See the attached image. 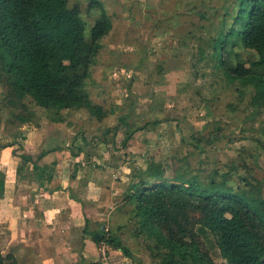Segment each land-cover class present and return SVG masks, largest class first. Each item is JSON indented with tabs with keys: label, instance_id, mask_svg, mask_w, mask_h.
Wrapping results in <instances>:
<instances>
[{
	"label": "rangeland",
	"instance_id": "obj_1",
	"mask_svg": "<svg viewBox=\"0 0 264 264\" xmlns=\"http://www.w3.org/2000/svg\"><path fill=\"white\" fill-rule=\"evenodd\" d=\"M230 1L102 0L112 28L101 39L86 83L92 101L108 112L101 120L82 108L45 109L30 97L15 108L8 103L6 83L0 82V143L16 142L10 146L15 154L22 152L18 143L33 156L46 148L28 145V132L38 128L33 142L46 139L42 145L57 147L58 159H74L77 154L98 163L105 157L102 147L108 146L115 152L113 159L126 163L128 173L117 178L115 168L111 180L120 182L105 187L116 208L101 226L117 230L135 261L120 252L126 259L117 263L107 259L109 264H159L154 241L136 234L132 204L123 201L124 187L136 167L145 168L154 160L165 166L169 177L224 176L236 187L246 178L259 183L264 196V105L252 102L253 85L228 79L223 63L218 65L223 52L212 53L210 44ZM74 4L80 7L88 36L99 11L89 9L88 0H68L69 6ZM235 51L242 60L259 57L241 45ZM23 106L32 112V121L18 122L14 114L23 113ZM140 126L131 136V147L129 140L123 144L126 133ZM17 155L11 152L8 161L16 171L14 162L21 160ZM27 175H32L29 169ZM198 231L212 258L220 261L213 235L201 227Z\"/></svg>",
	"mask_w": 264,
	"mask_h": 264
},
{
	"label": "trees",
	"instance_id": "obj_2",
	"mask_svg": "<svg viewBox=\"0 0 264 264\" xmlns=\"http://www.w3.org/2000/svg\"><path fill=\"white\" fill-rule=\"evenodd\" d=\"M88 7L99 14L87 36L80 7L69 6L68 0H0V82L7 85L10 105L19 108L30 97L35 105L55 112L82 108L98 120L106 117L108 112L92 101L86 83L112 21L102 0H88ZM224 10L210 40L212 53L223 52L218 65L223 63L228 79L253 85L252 102L264 105V0H231ZM238 45L257 52L258 59L242 60L235 51ZM22 108L24 114H14L18 122L32 121V112ZM141 128L129 130L122 143ZM14 143H0V150ZM18 148V155L12 150L21 158L18 175L27 177L29 169L40 182L53 177L52 167L37 162L56 148L36 156L25 153L21 143ZM129 177L123 201L132 204L136 234L154 241L159 264H264V196L259 183L243 178V185L236 187L224 176L169 177L165 166L154 160L132 169ZM4 180L0 170V197ZM198 227L213 235L220 261L205 248ZM116 231L98 227L86 233L98 245L104 242L135 261ZM0 264L20 262L10 251L0 252Z\"/></svg>",
	"mask_w": 264,
	"mask_h": 264
},
{
	"label": "crops",
	"instance_id": "obj_3",
	"mask_svg": "<svg viewBox=\"0 0 264 264\" xmlns=\"http://www.w3.org/2000/svg\"><path fill=\"white\" fill-rule=\"evenodd\" d=\"M37 130L28 132V145L50 149L42 145L46 139L33 142ZM105 142L102 140L101 145ZM54 148L56 150L47 152L37 162L40 166L52 167L54 173L51 179L41 182L32 176L18 175L16 169L8 166L13 148L1 149L0 168H5L6 177L4 193L0 197V246H3L0 252L11 251L20 264H108L99 245L86 232L103 227L105 215L109 217L116 208L111 191L105 187L119 183V180H111L115 177V168L119 172L116 177H123V171L128 173L127 165L113 159L115 152L108 146L102 147L105 157L98 163L82 160L77 154L74 159H58V149ZM14 163L18 166L19 161ZM60 168L65 170L61 172ZM11 177H15L13 182ZM93 182L97 186L92 185ZM120 255L112 248L107 251V259L112 262L126 259Z\"/></svg>",
	"mask_w": 264,
	"mask_h": 264
},
{
	"label": "built area",
	"instance_id": "obj_4",
	"mask_svg": "<svg viewBox=\"0 0 264 264\" xmlns=\"http://www.w3.org/2000/svg\"><path fill=\"white\" fill-rule=\"evenodd\" d=\"M99 248H100V250H101L102 257H103L104 259L107 260V251H108V249H109L110 247H109L106 243L102 242V243H100ZM106 263H107V262H106ZM108 264H109V263H108Z\"/></svg>",
	"mask_w": 264,
	"mask_h": 264
}]
</instances>
